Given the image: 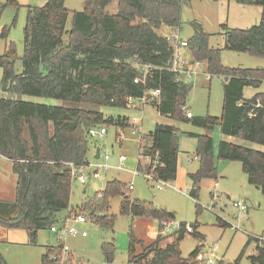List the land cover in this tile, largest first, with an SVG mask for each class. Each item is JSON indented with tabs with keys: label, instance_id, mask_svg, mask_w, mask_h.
I'll return each mask as SVG.
<instances>
[{
	"label": "trees",
	"instance_id": "obj_1",
	"mask_svg": "<svg viewBox=\"0 0 264 264\" xmlns=\"http://www.w3.org/2000/svg\"><path fill=\"white\" fill-rule=\"evenodd\" d=\"M112 1L84 0L80 11H70L65 0H46L43 6L29 7L23 27L22 56H17L12 42L0 56V86L9 94L0 97V155L12 162L17 177L13 200H0V226L25 231L29 244H36L38 231L58 224L60 213L69 209L70 167L90 160L88 129L128 127L127 116L106 115L100 108H127V99L147 96L151 97L147 104L161 116L191 123L204 131L219 125L225 136L264 145V91L249 98L243 94L245 87L261 85L264 68L224 66L221 50L211 47L209 34L192 23L194 31L186 44L193 62L205 63L208 75L222 76L224 82L220 116L187 117L190 111L184 110L192 83L169 69L173 47L158 30L162 26L178 30L182 8L191 0H116L117 12L110 14L106 7ZM234 1L261 7L260 20L249 28L222 24L224 48L264 58V0ZM5 5L19 4L17 0H6ZM70 13L71 26L67 31L65 23ZM7 31L4 27L1 36L7 37ZM18 59L19 72L15 69ZM151 91L159 94L152 96ZM22 95L65 99L76 105L33 103L21 99ZM181 134L198 139L199 165L187 174L191 182L189 195L196 199L200 182L217 176L212 136L206 132L181 133L177 127L156 123L148 135L149 147L159 156L157 177L173 181ZM217 147V158L240 162L248 183L264 194V152L225 140H220ZM123 187L117 179L107 181L102 191L95 192L93 202L83 203L81 211L87 212L88 218L100 227L112 229L115 216L108 213L109 201L122 196V215L155 219L158 224L174 219L173 212L152 202L130 199ZM217 220L221 226H229L220 218ZM180 224L172 241L162 243L168 235L160 232L161 236L157 235L147 246L142 245L130 225L127 264H202L196 261V255L202 251L203 235L197 232L196 224L191 225L193 232L189 234L198 238L199 244L183 257L180 242L187 232L185 224ZM252 241L255 246L254 254L248 256L250 264H264V241L255 237L248 238L233 261L219 259L215 264H241ZM139 245L140 251L136 250ZM101 250L105 262L114 260L113 241L103 242ZM63 251L61 241L47 246L41 264H61Z\"/></svg>",
	"mask_w": 264,
	"mask_h": 264
},
{
	"label": "rangeland",
	"instance_id": "obj_2",
	"mask_svg": "<svg viewBox=\"0 0 264 264\" xmlns=\"http://www.w3.org/2000/svg\"><path fill=\"white\" fill-rule=\"evenodd\" d=\"M84 0H65V7L71 11H80L83 8ZM18 6L5 5L6 0H0V56L4 53L9 42L14 43L16 54L21 57L23 54V27L25 25L26 13L29 7H40L46 0H17ZM4 7H3V6ZM3 7V8H2ZM106 11L110 14L117 12V2L112 1ZM261 7L255 5H242L234 0H191L184 5L181 11L180 28L176 31L171 29L166 36L175 35L180 40H187L194 31L192 23L200 25L204 32L209 34V45L221 50V63L230 68H264V58L251 55L246 52H237L224 48L225 37L221 28L225 24L229 28H249L258 24L260 20ZM71 26V13L65 23L68 31ZM6 27L7 37H2L3 28ZM167 27L161 28L158 32L163 35ZM172 42L174 38H171ZM195 74L192 75V88L188 94L185 111H190L194 117L198 116H220L223 100L224 77L208 75L205 64L190 61ZM194 65V68H193ZM15 69L21 70V61L15 63ZM2 69L0 67V80ZM264 91V81L258 88L247 86L243 90L246 98L257 92ZM9 94L1 90L0 97H8ZM21 99L55 106H74L72 101L50 97L22 95ZM150 101V100H149ZM146 101V102H149ZM136 102L137 107L115 108L104 107L100 110L106 115H123L129 118L137 127L141 125V135L132 134L129 128H124L125 139L119 143L117 127L107 126L106 133L102 136L88 137V157L92 160L94 148H98L101 155L110 154L109 163L115 164L120 154L127 156L124 163L125 170L108 169L101 172L100 178L89 179L84 185L75 178L71 181V198L69 209L85 215L87 221L84 223L69 224L79 231H86V236L80 234L65 236L63 239L64 251L61 252V264H127L128 263V231L129 226L136 236L141 239L144 246L149 245L155 238L154 232L157 223L150 218H131L120 213V202L122 196H117L109 201L108 213L115 216L112 229H104L93 222L87 216V212L81 211L83 203L93 202L95 192L102 191L107 181L119 180L123 185V191L130 199H138L145 202H152L167 211L174 213V220L177 223H184L187 226L196 224L197 232L203 235L204 244L202 251L207 246L218 244L216 257L225 261H233L240 253L249 237L264 235V194L253 185L249 184L245 173L238 161H228L217 158V146L220 140L226 136L220 131L219 125H215L211 131H204L188 122H180L165 116L159 115L156 110L147 103ZM156 123H162L177 127L182 132H193L197 134L208 133L213 141V161L216 167V179H203L199 185L198 196L193 199L189 193L191 182L187 172L195 171L199 165V157L194 158L197 153L198 139L181 134L179 136L178 153V174L175 180L169 182L164 189H157L148 182L142 175L133 173L136 167L140 138L142 144L148 143L145 135L154 129ZM129 126V125H128ZM236 144L264 152V145L245 142L240 138L232 137ZM244 144V145H243ZM192 161H188V158ZM16 175L9 162L0 170V195L6 201L14 198V180ZM4 180L5 182H2ZM4 183V184H3ZM132 183V188H128ZM83 191L85 193L83 194ZM213 193L216 197H211ZM233 197L246 207V210L239 211L233 203ZM67 213V211H66ZM65 216V211L60 213ZM218 218L227 222L229 226H221ZM154 230V232H151ZM158 225V233L160 235ZM156 235V236H157ZM161 236V235H160ZM164 242L173 240L174 235H168ZM114 242L115 257L110 263L104 261L101 244L103 242ZM57 244V235L48 229H41L37 233L36 244L28 242V235L23 230H7L0 226V258L4 264H41V256L45 253L47 246ZM198 238L186 233L180 242V250L183 257H187L198 245ZM136 250H141V245ZM68 253V256H66ZM254 254V241H252L241 261V264H250L248 256ZM67 257L69 260H67Z\"/></svg>",
	"mask_w": 264,
	"mask_h": 264
},
{
	"label": "built area",
	"instance_id": "obj_3",
	"mask_svg": "<svg viewBox=\"0 0 264 264\" xmlns=\"http://www.w3.org/2000/svg\"><path fill=\"white\" fill-rule=\"evenodd\" d=\"M175 35H172L174 41L172 42L171 36H167V39L172 44V58L170 60L169 69L175 72L177 75L183 77L185 81H191L192 75L195 74L194 69L189 67L188 60L181 51L183 48H187V44L185 40H180L177 37L176 32ZM152 96H157L159 91H151ZM151 97L143 96L139 99H127V102L130 107H137L136 102H140V104H144L146 101H149ZM137 100V101H135ZM147 103V102H146ZM187 117H191V113H186ZM117 135L119 136V142L122 139H125V134L123 129L118 127ZM130 132L132 134H140V128L132 125L130 127ZM88 135L91 137L94 136H102L106 133V128L104 126H93L88 129ZM145 145V144H144ZM142 144V138H140L138 154L136 158V168L133 171L135 174L142 175L148 182H151L157 189H164L169 186L168 181L161 180L156 175V168L160 164L158 153L152 150L149 146H147V150H144V146ZM195 159L197 156L194 157ZM110 154L104 153L103 155L99 154L97 159H92L87 162V164L76 167L71 165V179L75 178L80 184L84 185L89 179L96 180L100 178L101 172H106L110 168H115L117 170H125L124 163L126 160V156L123 154L118 155L117 162L114 164L109 163ZM142 168V169H140ZM132 183H129L128 188H132ZM213 194V193H212ZM213 197H216L213 194ZM234 206L239 207L240 209L244 208V205L238 201H234ZM70 221H73L77 224L84 223L87 221L85 215L80 213L72 212V209L67 210V215L62 217L58 224L52 225L49 229L50 232L57 235V241L63 242L65 236H73L80 234L81 236H86V231H79L76 227L69 224ZM160 232L163 235H172L177 233L180 230L181 224L177 223L174 219L170 220H162L160 223ZM185 230L187 233H192L193 228L185 225ZM259 242L264 241V235L256 236ZM218 248V244L214 243L211 246H207L205 251H200L196 255V261L202 264H215L219 258L216 257V250Z\"/></svg>",
	"mask_w": 264,
	"mask_h": 264
},
{
	"label": "crops",
	"instance_id": "obj_4",
	"mask_svg": "<svg viewBox=\"0 0 264 264\" xmlns=\"http://www.w3.org/2000/svg\"><path fill=\"white\" fill-rule=\"evenodd\" d=\"M71 11V10H70ZM163 27H165L166 28V26H162L161 28H163ZM160 28V29H161ZM159 29V30H160ZM158 30V31H159ZM170 28L169 27H167V31H165L166 33H164L163 34V36H166L167 35V33L168 32H170ZM159 33V32H158ZM182 52H183V54L185 55V57L187 58V60H188V65H189V67L190 66H192L191 64H190V61H193V58L191 57V55H190V52L188 51V49L187 48H183L182 50H181ZM198 63H200V64H202L203 62H195V64L197 65ZM203 64H205V63H203ZM192 68V67H191ZM193 68H194V65H193ZM263 83V82H262ZM261 83V84H262ZM261 86V85H260ZM150 93V92H149ZM151 94V93H150ZM245 97V96H244ZM135 101H137V100H135ZM138 102V101H137ZM140 103V102H139ZM144 105V104H143ZM222 111V110H221ZM129 126L128 127H126V128H129L130 129V127L132 126V125H135V126H137V124H134V123H132L131 121H129V124H128ZM141 127V125L139 126V128ZM141 132H142V130H141V128H140V135H141ZM143 135V134H142ZM141 135V136H142ZM146 137H147V139H148V143H145V145L146 146H149L150 145V141H149V138H148V136L147 135H145ZM233 136H226V138H225V141H227V142H229V143H235L236 144V142H233V140H231V138H232ZM237 138V137H236ZM224 140V139H223ZM246 142V141H245ZM119 143H121V141L119 142ZM244 145V144H243ZM247 147V146H246ZM96 149L97 148H94V151H93V156L91 157L92 159H97V158H94V155H95V152H96ZM100 153V152H99ZM126 161H127V156H126V160H125V163H126ZM188 161H192L191 160V158L189 157L188 158ZM7 162H9L10 164H11V167H12V162L9 160V159H7V158H5V157H3V156H1L0 155V170H2V168L6 165V163ZM117 162V161H116ZM179 163H178V158H177V171H176V177H177V174H178V167H179V165H178ZM136 168V167H135ZM111 169H115V168H111ZM140 169H142V168H140ZM117 170V169H116ZM108 171V170H107ZM122 171H124V170H122ZM134 171V170H133ZM192 172H194V171H192ZM134 173V172H133ZM188 173H191V172H187V174ZM16 175V174H15ZM213 180H215V179H213ZM2 182H5L4 180H2ZM15 183H16V178H15V180H14V185H15ZM201 183V182H200ZM4 184V183H3ZM85 193V191H83V194ZM14 194H15V190H14ZM70 198H71V196H70ZM0 200H4L2 197H1V195H0ZM234 201H238V199L236 198V197H233V202ZM239 202V201H238ZM70 203V202H69ZM239 211H244V210H246V207L244 206V208L243 209H240L239 207H236ZM65 216H66V212H65ZM135 219V218H134ZM156 223H157V220H155V219H153ZM158 223H157V228H156V231L154 232V230H152L151 232H154V234H155V237H156V235H157V233H158ZM52 233V232H51ZM155 239V238H154ZM167 239H169V237L167 238L166 237V239L165 240H167ZM165 240H163V242L162 243H167V242H164ZM204 244V242L202 243V245ZM254 246H255V244H254Z\"/></svg>",
	"mask_w": 264,
	"mask_h": 264
},
{
	"label": "water",
	"instance_id": "obj_5",
	"mask_svg": "<svg viewBox=\"0 0 264 264\" xmlns=\"http://www.w3.org/2000/svg\"><path fill=\"white\" fill-rule=\"evenodd\" d=\"M99 149L97 148L96 149V152H95V155H94V158H98L99 157ZM0 264H4L3 262H2V260H1V258H0Z\"/></svg>",
	"mask_w": 264,
	"mask_h": 264
}]
</instances>
